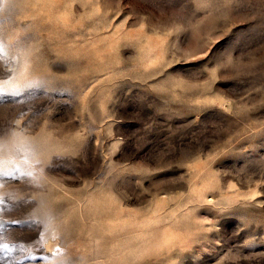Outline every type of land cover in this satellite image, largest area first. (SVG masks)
Listing matches in <instances>:
<instances>
[{
	"label": "rangeland",
	"instance_id": "1",
	"mask_svg": "<svg viewBox=\"0 0 264 264\" xmlns=\"http://www.w3.org/2000/svg\"><path fill=\"white\" fill-rule=\"evenodd\" d=\"M0 93V264H264V0H0Z\"/></svg>",
	"mask_w": 264,
	"mask_h": 264
},
{
	"label": "bare ground",
	"instance_id": "2",
	"mask_svg": "<svg viewBox=\"0 0 264 264\" xmlns=\"http://www.w3.org/2000/svg\"><path fill=\"white\" fill-rule=\"evenodd\" d=\"M46 243H47V246L49 248L52 247L55 244L54 239H50V240L46 241Z\"/></svg>",
	"mask_w": 264,
	"mask_h": 264
},
{
	"label": "snow or ice",
	"instance_id": "3",
	"mask_svg": "<svg viewBox=\"0 0 264 264\" xmlns=\"http://www.w3.org/2000/svg\"><path fill=\"white\" fill-rule=\"evenodd\" d=\"M0 94H2V93H0Z\"/></svg>",
	"mask_w": 264,
	"mask_h": 264
}]
</instances>
